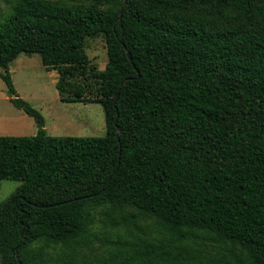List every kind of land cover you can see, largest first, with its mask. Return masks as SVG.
<instances>
[{
	"label": "trees",
	"instance_id": "obj_1",
	"mask_svg": "<svg viewBox=\"0 0 264 264\" xmlns=\"http://www.w3.org/2000/svg\"><path fill=\"white\" fill-rule=\"evenodd\" d=\"M2 2L0 77L38 132L0 136V264H264V0ZM21 54L106 135H48Z\"/></svg>",
	"mask_w": 264,
	"mask_h": 264
},
{
	"label": "rangeland",
	"instance_id": "obj_2",
	"mask_svg": "<svg viewBox=\"0 0 264 264\" xmlns=\"http://www.w3.org/2000/svg\"><path fill=\"white\" fill-rule=\"evenodd\" d=\"M0 10H5L2 0ZM86 52L100 70L106 68L108 54L104 38L89 39ZM10 73L19 97L40 111L45 118L48 135L85 138L106 135L103 106L98 103L62 102L56 88L58 73L48 71L39 54H21L11 63ZM37 132L34 119L10 101L6 84L0 77V136L29 137L35 136ZM19 185L16 181H0V202L7 199Z\"/></svg>",
	"mask_w": 264,
	"mask_h": 264
},
{
	"label": "water",
	"instance_id": "obj_3",
	"mask_svg": "<svg viewBox=\"0 0 264 264\" xmlns=\"http://www.w3.org/2000/svg\"><path fill=\"white\" fill-rule=\"evenodd\" d=\"M127 56L129 58L130 62L133 63V58H132L131 53L129 51L127 52ZM118 98H119V94L117 95V100H118ZM26 234H27V232L25 233V235Z\"/></svg>",
	"mask_w": 264,
	"mask_h": 264
}]
</instances>
